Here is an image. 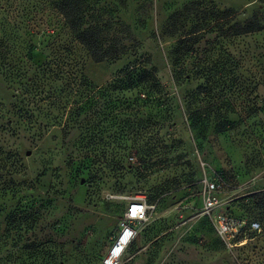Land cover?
Listing matches in <instances>:
<instances>
[{
	"label": "rangeland",
	"instance_id": "374dc122",
	"mask_svg": "<svg viewBox=\"0 0 264 264\" xmlns=\"http://www.w3.org/2000/svg\"><path fill=\"white\" fill-rule=\"evenodd\" d=\"M53 1L0 0V264H102L136 195L122 264H264V0H88L84 25L126 49L101 61ZM144 57L150 99L99 95ZM206 178L259 220L242 245L203 213Z\"/></svg>",
	"mask_w": 264,
	"mask_h": 264
},
{
	"label": "trees",
	"instance_id": "16d2710c",
	"mask_svg": "<svg viewBox=\"0 0 264 264\" xmlns=\"http://www.w3.org/2000/svg\"><path fill=\"white\" fill-rule=\"evenodd\" d=\"M53 2L55 7L64 16L70 30L75 34L77 40L84 45V47L87 49L94 60L101 61L107 58H118L119 55L125 52V46L117 47L116 45H110L105 47L103 45L99 27L94 25H84L85 14L89 6L88 0H54ZM220 12L224 15H229L231 13V9L222 10ZM156 73V66L151 65L149 57H144L141 61L127 63L122 68H120L116 74L118 78L113 81L112 84H109L103 88H98V93L99 95H104L103 92L108 91V89L110 91L117 92V94H123L124 92H133L136 90L137 97L143 95L147 99H150L151 91L149 86L147 85L149 84L150 86H152L158 84ZM22 81L25 82V85L30 87H34L35 85V83L33 82V77H24ZM37 87L38 86L35 85V88ZM201 89L202 85H199L197 90L200 91ZM136 100L137 99H134L133 102ZM82 107H78L77 109H82ZM26 114L32 116L33 112L29 109H18L19 116H27ZM116 116L117 114H115L113 118L116 119ZM220 130H224V127H221ZM257 196L261 197L262 199L260 207L261 214L264 218V192L258 194ZM229 207L231 214L237 216H246L241 214H234L232 211V207L230 205Z\"/></svg>",
	"mask_w": 264,
	"mask_h": 264
},
{
	"label": "built area",
	"instance_id": "2783aa9c",
	"mask_svg": "<svg viewBox=\"0 0 264 264\" xmlns=\"http://www.w3.org/2000/svg\"><path fill=\"white\" fill-rule=\"evenodd\" d=\"M220 187L221 183L217 178L204 179L202 211L213 220L217 236L228 247L233 248L246 242L249 231L259 232L261 225L257 219L231 214L229 204L223 202L218 194ZM147 211L148 204L143 196L129 198L118 221L116 234L102 257V264H122L128 247L137 237L139 225L146 219Z\"/></svg>",
	"mask_w": 264,
	"mask_h": 264
},
{
	"label": "bare ground",
	"instance_id": "6f19581e",
	"mask_svg": "<svg viewBox=\"0 0 264 264\" xmlns=\"http://www.w3.org/2000/svg\"><path fill=\"white\" fill-rule=\"evenodd\" d=\"M118 247V246H117Z\"/></svg>",
	"mask_w": 264,
	"mask_h": 264
}]
</instances>
